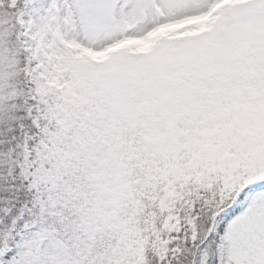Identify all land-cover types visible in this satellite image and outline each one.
I'll list each match as a JSON object with an SVG mask.
<instances>
[{"label":"snow or ice","instance_id":"obj_1","mask_svg":"<svg viewBox=\"0 0 264 264\" xmlns=\"http://www.w3.org/2000/svg\"><path fill=\"white\" fill-rule=\"evenodd\" d=\"M0 264H264V0H0Z\"/></svg>","mask_w":264,"mask_h":264}]
</instances>
